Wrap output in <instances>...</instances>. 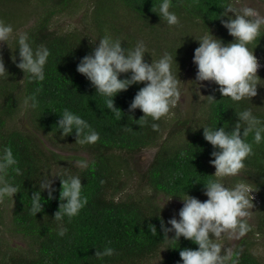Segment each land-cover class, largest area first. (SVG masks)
<instances>
[{
    "label": "trees",
    "instance_id": "trees-1",
    "mask_svg": "<svg viewBox=\"0 0 264 264\" xmlns=\"http://www.w3.org/2000/svg\"><path fill=\"white\" fill-rule=\"evenodd\" d=\"M87 1L91 5L92 31L80 27L52 28L56 16L73 15ZM224 2L172 0L170 10L176 13L180 23L170 27L158 15L160 0H0V20L12 24L14 34L24 26V21L20 22L24 18V7L36 8L34 21L22 30L29 34L34 48L44 45L50 51L45 80L29 82L27 74L24 76L16 66L19 50L15 49V40L0 47L8 73V78L0 77V152L3 147H10L21 170L17 175L9 169L5 177L19 192L13 199L5 198L0 202V231L8 230L23 241L22 245L10 246L0 237V264H182L179 252L198 248L183 236L169 240L174 238V232L165 237L161 220L166 227L171 225L167 224L168 216L157 197L165 195L182 200L187 194L200 201L207 198L204 183L217 178L211 176L215 168L209 162L214 149L204 139L201 127H225L231 131L238 119L235 113L244 109H251L264 121V68L256 73L257 95L251 99L234 102L222 97L219 86L214 83L202 99L196 98L194 109L186 117H179L174 107L159 121L147 117L148 123L143 126L139 124L144 114L140 109L130 112L129 105L144 83L133 84L113 98L114 106L121 111L122 118L118 120L107 109L106 98L96 94L94 86L76 68L81 58L98 46L99 38L110 34L113 39L122 41V48L131 49L138 41H144L148 52L144 60L149 64L165 52L173 57L176 53L177 64L173 62V71L181 81V88L195 50L192 47L199 45L198 39L210 31L225 45L234 41L221 24V19H227L219 16ZM261 34L264 35V27ZM249 48L264 59V36ZM130 75L121 74L119 78L126 79ZM33 94L39 101L35 110L23 104L24 98ZM65 108L81 116L99 133L100 139L95 144L76 143L74 132L61 138L55 125ZM21 111L27 116L22 127L13 124ZM172 115L175 116L174 127L170 126ZM151 123L159 124V130L153 131ZM168 127V138L161 143ZM246 139L251 143L252 134ZM59 142L70 143L78 153H86L89 167L82 170L76 166L75 159L85 160L78 153L66 156L56 150L54 147ZM151 147H158L153 160L146 170L137 173L139 183L137 181L134 190L126 192L136 173L135 156ZM253 152L245 160V168L233 176V181L234 184L248 183L261 199L263 213L253 232L264 234V143L253 144ZM65 174L81 177L82 195L87 197L88 203L79 215L71 220L64 218L68 232L59 237L58 222L53 218L61 203L60 177H51L56 190L52 199H48L47 190L41 192L43 210L36 216L30 211L31 194L39 190V182L45 176ZM149 225L155 226L156 234L150 231ZM106 245L114 248L115 254L97 259L96 250H103ZM252 245L249 238H243L237 246L239 264H264L252 251ZM164 247L166 254L158 263H152L160 257L158 252Z\"/></svg>",
    "mask_w": 264,
    "mask_h": 264
},
{
    "label": "clouds",
    "instance_id": "clouds-1",
    "mask_svg": "<svg viewBox=\"0 0 264 264\" xmlns=\"http://www.w3.org/2000/svg\"><path fill=\"white\" fill-rule=\"evenodd\" d=\"M171 8L172 0H160L158 15L170 27L180 23L179 17L170 10ZM222 9L219 16L227 19H221V24L234 41L225 45L222 40L211 35L210 31L198 39L199 46L193 55V63L197 66L196 79L215 82L222 97L240 102L257 95L256 73L263 66L258 65L249 45L264 36L261 34L264 16L253 7L246 6L238 10L233 0H225ZM13 39L15 49L19 50V63L16 66L22 70L24 76L27 74L29 82L44 81L45 66L50 56L49 49L44 45L34 48L27 32L14 34L13 25L0 20V43L8 45ZM121 42L120 39H113L110 34H105L99 38V44L91 54L81 58L76 71L94 86L96 94L106 98L107 109L118 120L122 118L121 111L114 106L113 98L133 84L144 83L129 105V111H142L144 115L140 119V126L148 123L147 117H151L152 121H159L169 114L181 99V81L173 71L176 53L173 57L171 53L165 52L158 60H152L149 64L144 60L145 53H148L144 41H138L131 49L122 48ZM12 59L13 62L16 61L15 56ZM126 73L131 74L129 78H119L121 74ZM3 76L8 78V73L0 56V77ZM207 97L216 101L212 96ZM23 104L26 108L35 110L39 101L33 94L26 96ZM59 115L60 119L55 126L60 131L61 138L74 132L76 143L80 145H92L100 139L99 133L81 116L67 108ZM235 115L238 119L231 131L225 127H201L204 139L214 149L209 162L215 168V173L211 176L217 178L204 183V195L207 199L202 202L186 194L185 198H181L183 206L178 212L179 219H169L167 224L171 227H166L161 220L165 237L169 232L175 233L174 238L169 240H178L183 236L198 245L195 250L185 248L179 252L182 264H239L240 250L225 248L215 241L221 239L222 235L240 239L251 230L247 218L250 216L249 209L253 207L250 194L253 190L243 181L233 187H226L222 178L237 176L245 168V160L254 154L253 144L258 146L264 143V121L254 115L251 109H244ZM150 126L153 131L159 130L157 123H151ZM249 134H252L253 138L251 143L246 139ZM75 163L82 170L89 167L87 160H78ZM17 164L12 149L3 147L0 152V202L5 198L13 199L19 192L16 185L5 179L9 169L17 175L21 174ZM54 176L60 177L61 203L53 219L58 222L57 235L64 237L68 232V228L63 224L64 218L71 220L79 215L81 209L87 205L88 199L82 195L83 185L79 175H48L39 182V190L31 194L32 215L36 216L43 210L41 192L47 190L48 199L53 198L56 190L52 186L51 177ZM149 229L156 234L155 226L149 225ZM108 244H111V241ZM114 254L115 249L106 245L103 250H96L95 257L103 260Z\"/></svg>",
    "mask_w": 264,
    "mask_h": 264
},
{
    "label": "rangeland",
    "instance_id": "rangeland-1",
    "mask_svg": "<svg viewBox=\"0 0 264 264\" xmlns=\"http://www.w3.org/2000/svg\"><path fill=\"white\" fill-rule=\"evenodd\" d=\"M233 3L238 10L246 6L253 7L262 16H264V0H234ZM90 6H91L90 2L87 1L86 3L83 4L82 9L76 11L73 15L56 16L53 19L52 28L57 30L59 29L68 30L74 27H80L86 29L87 31H92L93 26L91 24L92 21L90 18V9H91ZM36 11L37 10L35 7H30L28 9L24 7L22 11L24 18H22V20L20 21V22L24 21V26L21 27V29H18L16 33L23 32L22 30L23 28L26 29L27 27H29V25L35 19L34 16L37 15ZM4 45L5 43H0V47ZM198 46L199 45L195 44L192 48L196 49ZM193 55H194V51L191 56V60L188 64V68L184 73V80L180 88L181 99L178 102V104L175 106L177 110L176 112H178V116L182 118L186 117L192 112L196 104V98L199 97L202 99L203 94L205 93L207 88L215 83L212 81H198L196 79L197 66L193 63ZM255 56L257 58L258 65L260 67L263 66L264 68V59L259 58L257 55ZM174 117L175 116L173 115L171 116L173 122L170 124V126L173 125L176 126V124L174 123L175 121ZM26 122H27V116L24 114V111H21V113L17 115L15 122L13 121V124L16 123L18 124V126L22 127ZM168 132H169V127L165 131V134L161 139V143H163L164 139L168 138L167 136ZM173 141L175 140H171L170 142ZM169 143L168 145H170ZM175 143L176 142H173V144ZM54 148H56V150L62 152V154L66 156H71L74 155L75 153H78L76 150L73 149V145L67 142L64 143L59 142L58 145H56V147ZM157 149L158 147L147 148L135 156L134 158L135 160L133 161V168L135 169L136 173L135 175H132L134 178L131 181V185L129 186V189L127 188L126 192H131L134 190L137 181L139 183V177L137 173L147 169L148 165L153 160ZM78 154L79 156L85 158V160L88 159V155L86 153L79 152ZM78 160H84V159H75L74 162ZM223 181H224L223 184L226 187H233L235 185L233 181V176H227V179L223 177ZM144 190L147 191L146 188ZM250 194L252 196L253 207L249 209L250 216L247 218V220L249 225L251 226V232L247 233L244 237L240 239L229 238L227 235H222V238L216 240L215 242L222 244V246L225 248H232L233 250H235L237 246L241 244L243 238H249V240L253 243L252 251L256 252V254L259 255L264 262V234L263 233L258 234L253 232V229L258 227L259 220L261 219L263 213V211L261 210V199L254 191H252ZM169 199L170 198L166 197L165 195H160L157 197V202L167 214L168 219H171L173 217L179 219L178 212L183 206V201L173 198L171 200ZM0 237L4 242H8L10 246H17L23 244L22 239L18 238L17 236H14L8 230H1ZM165 254H166V249L164 247L158 252V255H160V257L154 259L152 263H158Z\"/></svg>",
    "mask_w": 264,
    "mask_h": 264
}]
</instances>
